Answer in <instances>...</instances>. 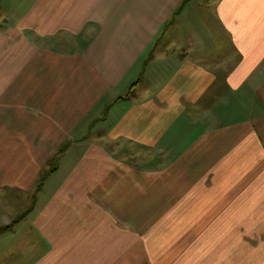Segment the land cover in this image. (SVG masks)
I'll list each match as a JSON object with an SVG mask.
<instances>
[{
    "label": "crops",
    "instance_id": "crops-1",
    "mask_svg": "<svg viewBox=\"0 0 264 264\" xmlns=\"http://www.w3.org/2000/svg\"><path fill=\"white\" fill-rule=\"evenodd\" d=\"M7 190L15 264H264V0H0Z\"/></svg>",
    "mask_w": 264,
    "mask_h": 264
},
{
    "label": "rangeland",
    "instance_id": "rangeland-1",
    "mask_svg": "<svg viewBox=\"0 0 264 264\" xmlns=\"http://www.w3.org/2000/svg\"><path fill=\"white\" fill-rule=\"evenodd\" d=\"M4 192H6L4 196L0 193V229L4 226V224H6L8 220H13L17 216V214L21 211V205L24 204L23 199L18 200L16 197H14L15 195L13 191L7 190ZM1 232L0 264H15L13 257V245L15 246L18 241L14 238L12 232Z\"/></svg>",
    "mask_w": 264,
    "mask_h": 264
},
{
    "label": "trees",
    "instance_id": "trees-1",
    "mask_svg": "<svg viewBox=\"0 0 264 264\" xmlns=\"http://www.w3.org/2000/svg\"><path fill=\"white\" fill-rule=\"evenodd\" d=\"M56 160H57V156L53 157V159L51 160V162L54 164V163L56 162ZM41 179H44V175L41 177ZM10 226H11L10 224H9V225H6V226H3V227L0 229V232H1L2 230H5V229L9 228Z\"/></svg>",
    "mask_w": 264,
    "mask_h": 264
}]
</instances>
